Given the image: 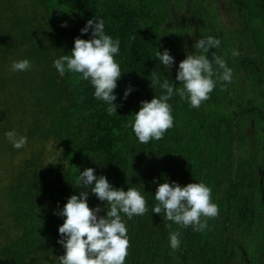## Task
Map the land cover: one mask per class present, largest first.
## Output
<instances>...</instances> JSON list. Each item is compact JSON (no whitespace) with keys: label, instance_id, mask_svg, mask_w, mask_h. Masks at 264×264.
<instances>
[{"label":"trees","instance_id":"16d2710c","mask_svg":"<svg viewBox=\"0 0 264 264\" xmlns=\"http://www.w3.org/2000/svg\"><path fill=\"white\" fill-rule=\"evenodd\" d=\"M40 1L46 12L36 25L37 33L30 37L36 39L32 52L39 59L40 82L29 90L30 99L25 101L11 100L5 95L6 84L0 85V106L5 108L0 129L3 134L14 129L25 135L27 142L56 140L62 154L57 162L48 165L43 151H32L2 185L0 264H59L64 254L63 246L57 243L63 218L53 212L58 210V204L62 208L70 195L79 194L76 180L86 167L94 168L96 175L106 176L117 188L141 190L146 199L148 211L143 216L129 220L121 213L129 238L125 264H230L233 205L244 203L248 194L245 183L249 180L258 184L260 177L256 173L264 172V111L251 104L259 94L264 105V0L232 1V7H239L244 16L245 22L239 28L246 27L243 36L257 53L256 61L250 57L254 65L240 57L244 52L238 41L240 33L231 30L230 38L223 39L208 56L212 59L215 51L226 60L233 70L232 82L223 86L217 83L199 108L174 95L168 101L173 127L161 140L148 144L138 141L128 122L134 120L141 101L162 94L159 86H150V80L156 75L174 82L176 88L182 87L175 78L176 63L185 59L190 29L186 25L171 27L169 22L176 11L183 12L189 6L192 17L199 19L202 11L209 16L210 25L202 31L201 38H224L217 9L210 4L203 7L202 0ZM92 18H102L105 33L120 41L115 59L123 73L115 89V103L123 106L117 108V113H109L108 105L94 97L88 81L74 73L61 77L53 67L54 59L70 55L76 37L91 38V31L81 35L80 29ZM65 21L68 26L61 27ZM232 36L237 41L231 49ZM19 44L11 43L9 48H18ZM164 49L175 57L170 72L156 57V52ZM233 49L239 51V56H232ZM248 81L253 85L250 103L244 94ZM129 85L135 90L121 101ZM234 103L241 105L235 113L230 109ZM249 115L256 127L251 148L244 128ZM154 178L159 183L168 180L181 186L206 184L211 189L212 202L218 205V215L202 217L207 219L208 227L194 232L191 226L181 228L166 220L163 212L152 213L157 203ZM88 204L104 207L91 192ZM108 207L105 203L106 210ZM238 210L235 214L239 219ZM173 231L180 232L181 239L175 251L169 246V233Z\"/></svg>","mask_w":264,"mask_h":264},{"label":"clouds","instance_id":"9594fccd","mask_svg":"<svg viewBox=\"0 0 264 264\" xmlns=\"http://www.w3.org/2000/svg\"><path fill=\"white\" fill-rule=\"evenodd\" d=\"M67 21L61 27H67ZM91 31L90 39L79 36L74 39V46L70 55H63L53 60V67L63 77L66 73L79 75V79L88 81L93 88V95L97 100L108 105V112L117 113L122 103L117 101L118 80L121 79L122 69L115 56L120 51L119 39H113L105 33V22L102 18L89 19L80 29L81 35ZM220 39L207 36L196 39L192 47L195 52H187L185 59L176 68V80L182 87L176 88L167 78L153 76L150 86H157L162 90L159 97L154 96L150 101L140 102L139 111L134 120L128 122L136 138L141 144H148L151 140H161L165 132L173 127L172 107L169 100L179 95L187 100L193 108H199L202 102L210 98V93L221 83L222 86L231 83L233 70L228 67L225 59L211 53V49L220 47ZM239 51L232 50V56H239ZM165 71L175 65V57L169 49L156 52ZM214 65L216 66L214 68ZM32 67L28 59L13 61L10 65L12 72L29 71ZM215 77V78H214ZM129 85L121 97V101L134 91ZM5 137L13 148L21 149L27 144V137L16 130H8ZM79 171V170H78ZM157 184L152 213L163 212L166 220L179 225L181 228L191 226L194 232H203L208 227L207 219L218 215V205L212 202L211 189L204 183H189L181 186L168 180ZM79 194H72L67 198L63 207L54 210L53 214L63 218L58 228L57 243L64 248V254L59 257V264H125L128 255L129 238L127 227L122 220L123 213L129 220L134 216H143L147 211V202L141 190L135 187L123 188L113 186L106 176L96 175L95 169L86 167L79 171L76 180ZM90 188V191L83 190ZM90 192L104 203L90 207L88 198ZM105 203L109 206L105 209ZM104 212V215L101 213ZM170 227V225H169ZM169 246L175 251L181 246L180 232L169 233Z\"/></svg>","mask_w":264,"mask_h":264},{"label":"rangeland","instance_id":"374dc122","mask_svg":"<svg viewBox=\"0 0 264 264\" xmlns=\"http://www.w3.org/2000/svg\"><path fill=\"white\" fill-rule=\"evenodd\" d=\"M189 1L190 0H188V2ZM221 4L223 9V14L221 15L222 22L228 27H232L237 23L238 25L234 29H238L241 24L245 22L243 20V14L239 16L238 9L230 11L228 10L227 3ZM189 8L190 7L188 6L183 12L179 10L176 11L173 19L168 24L171 27L174 26L179 28L186 25L188 29L191 28L186 40V46L184 48L185 54L186 50L187 52H195L192 45L195 40L198 39V28L201 25V22L192 19ZM45 12V7L40 0H0V85L6 84L5 95L7 94L11 100L12 98L15 100L17 98L24 101L29 100V90H32L33 86H36V83L40 82V73L38 74L39 59H37L36 55L32 52L33 44L36 42V39L30 37H34L33 35L37 33L38 29L36 28V25L40 23V19L43 17ZM35 13L36 17L34 18ZM189 21L192 23V26H190ZM260 23L262 24V22ZM203 30L204 29H200L201 33ZM237 31L240 34L242 33L239 30ZM221 33L224 32H220V34ZM241 37L248 44L246 36ZM241 37L239 36L238 38V41L240 42L243 41ZM218 39H220L221 42L223 41V38L221 37H218ZM11 43L20 44L18 45V48L10 49L9 44ZM234 43H231V47ZM252 56L254 57L253 53ZM23 59L31 61L32 67L29 71H10V65L13 61ZM179 62L180 61L178 60L176 65H178ZM250 65L253 66L254 63H251ZM260 67H262V65H260ZM24 84L26 85L24 86ZM247 84L248 86L246 85L244 88V94L248 95L247 102L250 103L248 99L253 98L249 97L250 93H252L253 85L250 84L249 81ZM239 94H242V92L240 91ZM257 95L258 99H256V101H252L251 104L256 105L259 110L264 111L263 101L259 94ZM18 110H20V107ZM4 116L5 108L0 106V122L3 121ZM253 129V126H248L246 131L251 133ZM11 147L13 146L0 129V203L2 202V185L9 181L12 176V172L14 171V167L20 165L25 158L31 155L32 151L39 149L43 151L44 162L48 165L53 162H57L59 158H61L62 154V147L56 140L53 139L45 142L28 141L21 149L14 148V150H12L13 148Z\"/></svg>","mask_w":264,"mask_h":264},{"label":"flooded vegetation","instance_id":"af4514ba","mask_svg":"<svg viewBox=\"0 0 264 264\" xmlns=\"http://www.w3.org/2000/svg\"><path fill=\"white\" fill-rule=\"evenodd\" d=\"M233 0H202L203 7L209 4L213 5L217 9L218 13V24L220 28L224 31V38H230L231 30H235L234 28L238 25L228 27L222 22L221 15L223 14L222 11V4L227 3L228 10L234 11L238 9L239 16L242 15L239 7H232ZM208 14L206 11L201 12V17L196 19L192 17L193 20H198L201 22V25L198 28V39L200 38V29H204L210 25V19L208 18ZM237 21V20H236ZM243 23V22H242ZM190 26L192 23L189 21ZM243 28L236 29L242 32ZM191 30V28H190ZM189 33V32H188ZM187 33V37H188ZM244 32H242L239 36H243ZM202 36V34H201ZM235 36V35H234ZM242 38V37H241ZM187 40V38H186ZM232 43L236 44L237 38L232 36ZM242 45H243V54L240 57L244 58L249 65L253 62L250 60V57L254 58L256 61L255 50L247 44L244 39L242 38ZM233 44V45H234ZM229 48H231V41H229ZM232 49V48H231ZM254 54V57L252 56ZM227 107V106H226ZM230 108L233 113L236 112V109L241 110V105L234 103L233 106ZM227 117V116H226ZM248 122L245 125V131L248 126H253V131L251 133H247V139L249 141V148L252 147L254 143V136H256V127L253 121L252 115L247 116ZM228 118H231L230 115ZM264 133V132H263ZM250 135V136H249ZM257 176L260 177L258 184L253 183L252 181H247L245 183V191H247V197H245V201L243 204L234 203L233 209L234 213H232V242H233V254L232 260L230 264H264V172L258 171L256 173ZM257 194V196H255ZM239 208V219L236 218L237 215L235 214L237 209ZM241 224V225H240ZM240 225V226H238Z\"/></svg>","mask_w":264,"mask_h":264}]
</instances>
